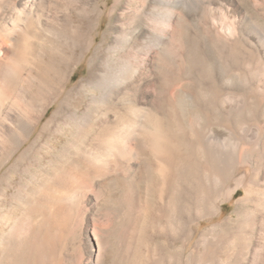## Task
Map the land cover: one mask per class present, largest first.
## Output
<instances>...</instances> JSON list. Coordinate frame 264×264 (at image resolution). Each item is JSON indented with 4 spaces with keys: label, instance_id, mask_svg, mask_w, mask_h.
<instances>
[{
    "label": "bare ground",
    "instance_id": "bare-ground-1",
    "mask_svg": "<svg viewBox=\"0 0 264 264\" xmlns=\"http://www.w3.org/2000/svg\"><path fill=\"white\" fill-rule=\"evenodd\" d=\"M201 1L0 0V264H264V0Z\"/></svg>",
    "mask_w": 264,
    "mask_h": 264
},
{
    "label": "rangeland",
    "instance_id": "rangeland-1",
    "mask_svg": "<svg viewBox=\"0 0 264 264\" xmlns=\"http://www.w3.org/2000/svg\"><path fill=\"white\" fill-rule=\"evenodd\" d=\"M101 1V6H102V8L104 9V17H103V20H102V24H101V27L99 28V35H98V43H100L101 41H102V39H103V35H104V32H106V30L108 29L107 27V25H109V17H108V15H109V12H110V10H111V7L113 6V4H114V0H100ZM107 1V6H105L104 5V3ZM140 1V0H139ZM139 1L138 0H135V2L136 3H139ZM184 5L183 6H180V8H182L183 9V11H187V13H186V18H187V20H186V22H188V24H186V22H185V30H186V32H185V37H184V41L186 42V44L187 45H189L190 44V42H192V41H195V39H196V36L199 38V39H203V37H202V31H201V29H202V27L206 24L204 21H205V19H204V17L205 16H208V17H210V14H209V11L206 9V7H204V6H201V4H202V1L201 0H184ZM136 5L137 4H132V6H134L133 8H135L136 7ZM147 6H145V8L143 9V10H141V8H140V10H139V12L141 13V14H143V15H141L140 13L138 14L139 16L138 17H136L137 19L140 17V16H142V17H140L138 20L139 21H136L137 19H135V22L137 23H135L134 21L131 23L132 25L131 26H133V27H131V28H133V32H134V30H135V32H134V37H133V41H135V43H137V44H139L140 46H142L143 45V43L144 42H148V44H146L147 46L148 45H150V38L148 37V35H149V30H150V28H151V26H152V24H153V19H152V17H153V12L155 11V9L156 8H154L155 6H150L149 5V3H147L146 4ZM120 7H122V6H120ZM150 7H153V8H150ZM200 7H202L203 9H204V12H203V10H202V8H200ZM106 9V10H105ZM149 11V12H147V10ZM200 9V10H199ZM146 10V11H145ZM154 10V11H153ZM202 10V11H201ZM144 12H146V13H144ZM199 12V13H198ZM149 13V14H148ZM198 14V15H197ZM206 14V15H205ZM144 15H145V17H144ZM148 16V17H147ZM144 17V18H143ZM189 17V18H188ZM195 17V18H194ZM197 17V18H196ZM198 17H203L202 18V20L201 19H199L198 20ZM148 18V19H147ZM150 18V19H149ZM144 19V20H143ZM146 19V20H145ZM193 19V20H192ZM195 19V20H194ZM261 21V23L262 24H264V20H262V19H260ZM198 21V23L196 24V22ZM263 21V22H262ZM141 24H139V23ZM144 22V23H143ZM149 22H151L150 24H149ZM193 22V23H192ZM204 22V23H203ZM135 25H134V24ZM143 23V24H142ZM146 24V25H145ZM150 26H149V25ZM192 24V25H191ZM196 24V25H195ZM203 24V25H202ZM129 25V24H128ZM137 25H138V27H137ZM190 25V26H189ZM140 26V27H139ZM146 26V27H145ZM187 26H188V28H187ZM142 27V28H141ZM144 27V28H143ZM193 27V28H192ZM198 27V28H197ZM201 29H200V28ZM137 28V29H136ZM141 28V29H140ZM149 28V29H148ZM191 28V29H190ZM197 28V29H196ZM141 31H140V30ZM144 29V30H143ZM139 30V31H138ZM198 30V31H197ZM147 34V35H145V33ZM190 32V33H189ZM189 33V34H188ZM140 35V36H139ZM139 36V37H138ZM194 36H195V38H194ZM138 38V40L136 41L135 39L136 38ZM144 37V38H143ZM141 39V40H140ZM147 40V41H146ZM140 41V42H139ZM139 42V43H138ZM134 42H132V44H133ZM144 44V45H145ZM160 44V43H159ZM159 47H163L162 45L161 46H159ZM202 49H203V52L205 53V54H207L208 56L209 55H211V50H210V48L208 47V46H205L204 48L203 47H201ZM207 48H208V50H207ZM153 49H157L156 47L154 48L153 47ZM210 53V54H209ZM206 55V56H207ZM210 57V56H209ZM171 59H172V57H171ZM176 59V58H175ZM209 61H208V63L210 64L209 65V69L211 70V73L214 75V76H218V78H219V76L221 77V79H223L222 81H221V83H224L223 84V86L225 87H230L231 86V88H238L240 85L241 86H243V83H244V78H241V77H243V75H241V73L238 71V70H234V69H231L232 71L230 72V69H228V68H232V67H223L222 65H220V63L219 62H217L216 61V59L214 58V56L213 57H211V58H209L208 59ZM87 61V62H86ZM212 65V66H211ZM214 65V66H213ZM216 65V66H215ZM211 68H213V69H211ZM219 68V69H218ZM222 69V70H221ZM88 71H89V62H88V59L87 60H85L82 64H81V66L78 68V70H77V72H76V75H75V77H74V79H73V81H72V83H71V85H74L75 83H77L80 79H82L83 77H86L87 75H88ZM234 71V72H233ZM237 73H240L239 74V76L236 74V72ZM224 72V73H223ZM226 72H229V73H226ZM233 72V73H232ZM233 75H232V74ZM219 74V75H218ZM225 74L227 75V76H225ZM229 74V75H228ZM236 74V75H235ZM86 75V76H85ZM236 76V77H235ZM233 77V78H232ZM220 79V78H219ZM235 81H234V80ZM244 79V80H243ZM77 80V81H76ZM229 82H228V81ZM232 80H233V82H232ZM236 80H237V82H236ZM243 80V81H242ZM227 82V83H226ZM234 83V85L232 86L231 84H233ZM236 83V84H235ZM152 86V88L154 89L155 88V84L153 83V82H151L150 83ZM228 85V86H227ZM230 85V86H229ZM154 86V87H153ZM238 86V87H237ZM235 204H234V202H229V203H227L226 205H225V214H224V216H228V215H231L233 212H234V210H235ZM207 222L203 225V227H206L207 226ZM177 253H179L178 255H180V253H181V249H177Z\"/></svg>",
    "mask_w": 264,
    "mask_h": 264
}]
</instances>
